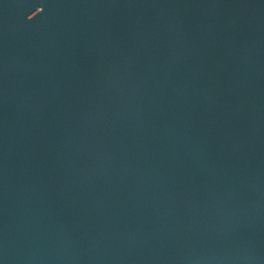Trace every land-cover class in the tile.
<instances>
[{"label": "water", "instance_id": "1", "mask_svg": "<svg viewBox=\"0 0 264 264\" xmlns=\"http://www.w3.org/2000/svg\"><path fill=\"white\" fill-rule=\"evenodd\" d=\"M0 264H264V0H0Z\"/></svg>", "mask_w": 264, "mask_h": 264}]
</instances>
